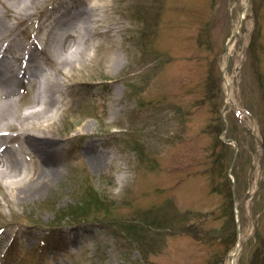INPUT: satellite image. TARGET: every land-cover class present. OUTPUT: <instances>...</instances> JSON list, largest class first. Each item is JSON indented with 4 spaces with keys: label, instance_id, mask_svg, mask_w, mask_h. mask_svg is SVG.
<instances>
[{
    "label": "rangeland",
    "instance_id": "rangeland-1",
    "mask_svg": "<svg viewBox=\"0 0 264 264\" xmlns=\"http://www.w3.org/2000/svg\"><path fill=\"white\" fill-rule=\"evenodd\" d=\"M44 1L31 19L63 10V0ZM107 17L123 27L102 37L115 40L120 63L109 66L101 54L67 70L73 87L60 110L68 109L54 126L61 173L29 194L0 179V264H210L216 249L231 264L237 243L235 263L253 264L257 248L264 252V0H112ZM13 21L33 61L45 65L34 70L41 80L53 71L44 26L21 30ZM21 81L17 102L26 110L36 85L28 74ZM217 136L231 140L223 166L239 195L234 226L210 214L224 202L209 172ZM153 222L164 227L149 226L144 247L130 238L129 225ZM219 228L222 244L213 239Z\"/></svg>",
    "mask_w": 264,
    "mask_h": 264
},
{
    "label": "bare ground",
    "instance_id": "bare-ground-1",
    "mask_svg": "<svg viewBox=\"0 0 264 264\" xmlns=\"http://www.w3.org/2000/svg\"><path fill=\"white\" fill-rule=\"evenodd\" d=\"M1 1L5 8L0 10V179L13 181L29 194L51 183L61 173L64 159L62 152L57 151L60 149L57 146L60 137L54 126L58 116L68 109L60 110L63 104H67V94L73 87L67 81L73 75L67 74V70H80L98 60L101 54L109 66L118 67L120 59L116 54L115 40L102 37H112L118 28L123 27L120 21L114 22L107 17L112 0H75L82 4L80 7L75 6L73 0H63V10L57 5L54 17L52 13H47L45 17L41 14L39 19L31 18L42 13L37 6L43 0ZM14 19L22 22L21 30L34 22L37 26H44L43 41L48 40L49 48L43 52L53 71H46L41 80L34 70L41 66L45 68V65L39 60L33 61L36 59H32L33 48L20 41ZM9 50L15 53L19 63H8ZM27 74L36 86L33 101L24 110L17 102L21 99L17 86L22 84L21 78ZM103 80L101 85L111 82V79ZM76 114L86 115L82 111ZM7 125L17 129L13 137L4 131ZM85 127L92 125L85 124ZM12 139L18 140L17 148L9 144ZM86 155L95 166H99L101 155L97 150L88 147ZM33 156L40 159V164L33 161ZM0 187L3 188L2 183ZM236 249L231 253V264H235Z\"/></svg>",
    "mask_w": 264,
    "mask_h": 264
},
{
    "label": "trees",
    "instance_id": "trees-1",
    "mask_svg": "<svg viewBox=\"0 0 264 264\" xmlns=\"http://www.w3.org/2000/svg\"><path fill=\"white\" fill-rule=\"evenodd\" d=\"M211 85H209V93L212 94L211 98L214 99L216 98L217 91H212V88H210ZM209 97V96H208ZM216 104V103H215ZM220 123H215V126H219ZM263 126H264V120H263ZM264 133V129H263ZM218 147V150L216 149ZM230 144L224 142L221 138L217 136V142L214 147V151L211 154L212 157V162L213 166L209 169L210 172V177H212L213 180V185H212V192L217 193V194H222L224 196V202L218 206L217 209L213 210L210 214L213 216L215 220H218L220 217H224L225 221H230L233 226L236 223V212H235V200L233 196V183L231 178L228 176L226 173V170H224V161L226 160L228 153L230 152ZM232 149V148H231ZM234 150V149H233ZM232 150V151H233ZM215 166H218V168L221 170L223 173L224 177L222 181H218L215 179L214 171H215ZM238 182V180H236ZM238 189V186L236 185V191ZM237 198H238V193H236ZM242 210V209H241ZM134 224L129 225V228L131 231L130 233V238L134 240L135 243H140L143 247L145 245L146 239L145 235L148 234L150 231L149 226H159V227H164L163 224H155L153 222L152 224L149 225V223H140V224H135L133 227H130ZM225 230L227 229L228 225H225ZM143 230H146V233L143 232ZM222 228L216 229L214 231L213 239L217 243H224L227 242L228 240L226 239L225 232H222ZM202 233V231H200ZM144 234V236H143ZM195 235H199L198 233L195 232ZM234 235V232H233ZM216 253H214V260L210 262V264H224L225 259H226V254L227 251L223 252H217L218 249L215 250ZM256 259L253 260V264H261L262 260L264 263V252L263 248L258 247L256 251ZM261 258V259H260Z\"/></svg>",
    "mask_w": 264,
    "mask_h": 264
},
{
    "label": "water",
    "instance_id": "water-1",
    "mask_svg": "<svg viewBox=\"0 0 264 264\" xmlns=\"http://www.w3.org/2000/svg\"><path fill=\"white\" fill-rule=\"evenodd\" d=\"M243 20H244V19H242V23H243ZM239 30H240V28H239ZM239 30L236 31L235 35H238V34H239ZM224 78H225V77H224ZM228 91H229V86H228ZM223 109H224V108H223ZM223 109H221V113H222V110H223ZM223 139L225 140L226 138L223 137ZM239 215H240V212H239V210H238V218H239ZM238 224H239V219H238ZM237 249H238V245H237ZM230 260L233 261V257H232V256L230 257Z\"/></svg>",
    "mask_w": 264,
    "mask_h": 264
}]
</instances>
